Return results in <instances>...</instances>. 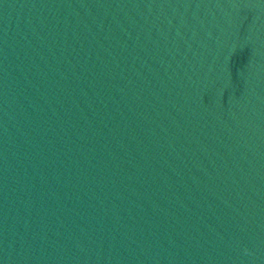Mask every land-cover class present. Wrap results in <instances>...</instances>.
Returning a JSON list of instances; mask_svg holds the SVG:
<instances>
[{
  "label": "water",
  "instance_id": "water-1",
  "mask_svg": "<svg viewBox=\"0 0 264 264\" xmlns=\"http://www.w3.org/2000/svg\"><path fill=\"white\" fill-rule=\"evenodd\" d=\"M0 264H264V0H0Z\"/></svg>",
  "mask_w": 264,
  "mask_h": 264
}]
</instances>
